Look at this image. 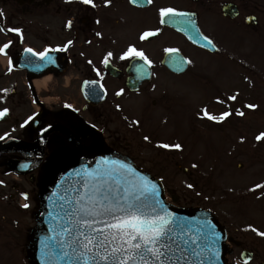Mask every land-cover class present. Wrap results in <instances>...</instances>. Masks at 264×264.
Here are the masks:
<instances>
[{
	"label": "flooded vegetation",
	"instance_id": "obj_1",
	"mask_svg": "<svg viewBox=\"0 0 264 264\" xmlns=\"http://www.w3.org/2000/svg\"><path fill=\"white\" fill-rule=\"evenodd\" d=\"M168 3L178 11L194 15L199 29L219 44L217 34L223 29L218 25L225 27L238 20L222 15L223 3L235 4L241 15L248 16L261 8L243 0H169ZM93 4H84L83 0H22V4L19 0H0V47L10 42L7 55L0 53V112L7 110V115L0 118L3 220L34 219L39 204L36 179L50 155L72 147L69 133L85 146L98 140L114 151L130 154L132 95L140 94L138 105H142L146 85L135 93L131 91L133 61L140 58L121 57L134 46L152 62L153 72H158L155 69L158 58L166 49H179V43L189 44L160 22L162 6L143 10L131 6L129 0H110V3L93 0ZM143 17L145 25L140 27L139 19ZM132 20L136 22L131 24ZM148 27L158 30L153 40L157 46L141 39ZM131 28H136L133 34ZM28 48L37 53L49 50L48 57L38 60L40 57L28 53ZM109 52L113 55L108 56ZM48 76L53 78L50 84L38 89L35 82ZM100 85L107 98L102 102L88 101L85 92L89 95L99 92ZM56 93L63 96L58 102L52 101ZM91 99L97 101L95 95ZM53 126L60 128L55 127L45 138ZM248 169L244 179L248 181L249 191L239 197L235 211H239L238 218L245 223L242 227L246 232H264V220L259 223L261 217H254L255 213L264 215V187H256L264 185V165ZM24 204L29 207H23ZM226 228L229 233H235L236 229L227 225ZM241 250L247 249L242 246Z\"/></svg>",
	"mask_w": 264,
	"mask_h": 264
},
{
	"label": "rangeland",
	"instance_id": "obj_2",
	"mask_svg": "<svg viewBox=\"0 0 264 264\" xmlns=\"http://www.w3.org/2000/svg\"><path fill=\"white\" fill-rule=\"evenodd\" d=\"M161 1L162 0H157L156 6L164 5ZM259 3L262 7L264 6V0H259ZM139 21L142 22L140 27L145 25L144 17L140 18ZM135 22V20H132L131 24ZM260 25L261 28H259L256 33L264 30V15H261ZM136 26L139 27L138 23ZM218 27L222 28L225 32L223 38L224 52H228L232 48L237 52L240 60H246L244 63L240 64V68H242V71H240L239 68H234L235 65L232 64V66L229 63L226 64L224 61L218 59L220 73L215 75L214 78L215 83L224 89L232 88L233 90L231 89V91L238 89L239 92L235 91L234 94H238L237 96L241 99V105L246 103L241 107V111L245 113L240 133L242 134V137L239 138L238 136H233L232 139H229L232 141L235 140L236 146L237 144H239V146L231 148L228 143L224 148L226 153H222L223 150L220 152L219 149L211 143V149L214 148L218 154L210 155V158L206 159L203 156L208 155L209 152L206 149H203V147L201 149L197 147L198 145L202 146L200 139L196 140L197 146L195 145V141L189 142V144L191 143V147L184 151L174 148L165 149L158 146L160 144L174 145L179 143L178 137H187L188 126L185 125L184 122H175L174 118L175 112L177 111L176 108L182 106L183 103L181 102L188 98V96H186L187 94L189 95V106H193V104H204L208 100L207 98H204L212 94L209 90L210 86H207L206 84H197L196 79H190L188 76L187 82L189 89L180 90L181 88H178L173 82H171V79L162 80L163 84H166V88L167 84H169L175 89L178 88L177 92L180 90L178 94L174 93V97L169 95V93L172 94V91L169 89L167 91L164 88L163 89L168 92L167 94H162V90L158 88L157 92H147L146 108L144 110L146 124H141V127H138L136 133L133 134L131 139L133 148L130 155L139 165H141L142 168L155 174L161 179L167 189L173 191L174 195L178 197V206H199L211 212L216 218L224 221L228 227H232L233 230L236 229L234 234L238 235L241 240L257 251L258 259H262L264 258V237H261V240L256 238L254 233L246 232V228L243 229L242 227L245 223H241L242 221L238 218L237 213L239 211H235V209H232L233 206L229 205L235 202L237 203L238 197L247 193L249 188L245 187L237 189L234 186L233 189L230 190L229 186L233 183H246L245 181L238 179V176L235 177L236 173L238 175L240 174L238 169L240 164L244 165V171H246V166H251L252 161H255L258 165L259 162H264V140H258L257 137H253L255 133H260L259 131L261 130L262 133H264V89L263 94L257 92L264 85V78L260 77L263 76L260 70L264 73V56H262V53L260 52V45L263 43V40L260 39L262 40L260 43L258 38H249L246 40V45L251 47L250 50L239 51V48L241 47L240 40L244 38L243 34L239 33V39L233 35H229L228 38H226V34L231 31L225 29L220 24ZM135 31L136 28H131V34ZM262 38H264V35ZM244 41L245 40H243V42ZM195 57L198 59L197 67H201V58L198 55H195ZM211 61L217 62V58H210L208 60L209 63ZM234 62L239 63L236 59H234ZM251 64L258 66L260 70H254V68L251 67ZM215 67L216 65L211 64H209V67L203 66L208 74H211L210 69H214ZM232 69L238 71L239 76L231 73ZM245 78L252 80L254 86L250 85V82L248 84V81V85H246V82H244ZM160 79L161 77L157 76L154 84L156 85V81H159ZM182 80L183 79H181V82ZM236 85H239V88L234 89V86ZM172 87H170L171 90ZM62 97V93H56L54 95L55 99L53 100L58 102ZM154 100L155 102L157 101V106L155 108L151 107V103ZM248 104L256 105L257 107L249 109L246 107ZM160 106H168L173 110L167 111ZM256 124L259 125L252 130L247 131V129H251ZM188 125L190 126V124ZM173 128L176 129L178 137L174 135ZM196 132L195 136L199 135ZM190 133L191 138H193L194 131L192 129H190ZM145 136L149 137V140L146 141L144 139ZM211 138H217L213 132L211 133ZM183 141H185V144L187 145L186 139H182L180 145H184L182 143ZM193 154L194 158L191 160L197 165L196 167H193L194 164H192L189 160L190 158H188ZM224 155H229L230 158L224 157ZM213 158L215 159L213 160ZM177 161L182 163L181 169L187 168L190 172H193L194 175L190 177L188 174H184L181 169L177 168ZM225 161L228 162V165ZM229 169L231 170L227 172L226 170ZM189 184L193 185V187H187ZM238 194L239 196L237 197ZM167 198L168 201L171 202V195L167 194ZM225 203L227 205L226 208L224 207ZM231 209L232 211L229 212ZM255 214L254 217H261L259 220V223H261L264 220V215L258 213ZM1 218L0 215V264H30L25 251L28 249V235L35 226V222L30 220L6 222L4 220L2 221ZM235 254L236 252H232L231 255H229V264H238L235 259Z\"/></svg>",
	"mask_w": 264,
	"mask_h": 264
},
{
	"label": "snow or ice",
	"instance_id": "obj_3",
	"mask_svg": "<svg viewBox=\"0 0 264 264\" xmlns=\"http://www.w3.org/2000/svg\"><path fill=\"white\" fill-rule=\"evenodd\" d=\"M131 2L136 4L137 0ZM149 2L151 3V0ZM83 3L93 4V0H83ZM106 3H110V0H106ZM159 15L162 24L165 23L166 18L189 16L188 13L172 7L161 8ZM185 23L190 25L191 21L186 20ZM68 25L71 26V21ZM157 32L158 30L147 31L143 33L141 39L152 37ZM203 39L212 45V41L207 36ZM9 47L10 42L0 47V53L7 55L6 49ZM26 51L43 60L48 57L49 50L37 53L32 48H28ZM166 51L175 54L179 50L169 48ZM112 55L111 52L108 53V56ZM136 57L149 64L152 63L143 51H138L134 46L130 47L121 59ZM188 63L192 62L189 60ZM237 95L229 99L235 101ZM246 107L253 109L257 106L248 104ZM236 114L244 116L245 113L238 111ZM6 115V109L0 112V118ZM204 115L210 120L222 122L232 113L225 112L218 120L209 115L207 110H204ZM261 138H264V133L257 137L258 140ZM144 139L147 141L149 137L145 136ZM158 146L183 150L179 143ZM88 177L83 184V195L77 190L79 198L68 201L69 207L64 212L65 223L61 225L59 233V236L65 239L54 237L52 238L54 243L45 242L42 257L46 262H49L50 257L55 256L61 260L72 261V264H174L172 257H175V253L179 251L180 256L176 257L178 264L179 259L189 251L188 246H182L176 239L181 235L190 236V229L186 230V222L168 211L159 198L157 185L146 176H137L136 169L132 166L117 163L112 167H101L97 172L89 173ZM187 187L192 188L193 185L189 184ZM256 187L260 188L264 185ZM25 199H27L26 194ZM23 207L27 208L29 205L24 204ZM253 231L258 230L253 229ZM258 235L264 237V232L258 231ZM214 236V233L198 230L197 236L190 237L191 245H195L191 249L192 253L200 256L202 252L196 251V248H200L201 244H203L202 251L214 253ZM184 244L187 245L188 241Z\"/></svg>",
	"mask_w": 264,
	"mask_h": 264
},
{
	"label": "water",
	"instance_id": "obj_4",
	"mask_svg": "<svg viewBox=\"0 0 264 264\" xmlns=\"http://www.w3.org/2000/svg\"><path fill=\"white\" fill-rule=\"evenodd\" d=\"M107 162V163H105ZM117 163H124L136 169L137 176H146L152 183L156 184L159 190V198L169 212L186 222V230L190 229V236L181 235L176 237L182 246H188L189 251L183 258L179 259L178 264H224L223 256L225 246L223 244L225 234L223 230L208 215L199 210L175 209L168 207L164 200V190L162 184L154 180L148 174L138 170L128 159L118 156L100 144H94L88 149L76 147L74 150L59 151L53 155L42 175L38 185L40 188L41 209L37 217L38 227L33 231L30 240L28 255L33 264H72L67 259H58L55 256L49 258L46 262L42 257L45 242L54 243L52 238L56 237L61 240L65 237L59 236L61 225L65 223L64 212L68 209V201L78 199L77 190L83 195V184L89 178V173L97 172L101 167H112ZM199 231L214 233L215 250L214 253L202 251L203 244L196 251L202 252L200 256L192 253L191 236H197ZM188 241L185 245L184 242ZM71 252L72 249H66ZM180 252L175 253L172 257L176 264V257ZM211 257V259H209Z\"/></svg>",
	"mask_w": 264,
	"mask_h": 264
},
{
	"label": "bare ground",
	"instance_id": "obj_5",
	"mask_svg": "<svg viewBox=\"0 0 264 264\" xmlns=\"http://www.w3.org/2000/svg\"><path fill=\"white\" fill-rule=\"evenodd\" d=\"M41 84H43V83H42V82L39 83V82L36 81V85H37V86H40Z\"/></svg>",
	"mask_w": 264,
	"mask_h": 264
}]
</instances>
